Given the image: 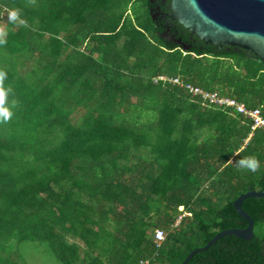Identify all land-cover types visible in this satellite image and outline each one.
Masks as SVG:
<instances>
[{
  "label": "trees",
  "instance_id": "trees-1",
  "mask_svg": "<svg viewBox=\"0 0 264 264\" xmlns=\"http://www.w3.org/2000/svg\"><path fill=\"white\" fill-rule=\"evenodd\" d=\"M171 13L170 0H0V264H28L23 243L55 264H181L248 225L233 202L264 191V131L157 79L264 109V64ZM242 208L253 237L186 264H264V198Z\"/></svg>",
  "mask_w": 264,
  "mask_h": 264
},
{
  "label": "water",
  "instance_id": "water-1",
  "mask_svg": "<svg viewBox=\"0 0 264 264\" xmlns=\"http://www.w3.org/2000/svg\"><path fill=\"white\" fill-rule=\"evenodd\" d=\"M171 19L199 39L216 45L244 49L264 64V0H170ZM250 197L264 198V191H248L233 202L237 213L248 225L218 232L204 247L191 251L181 264H186L225 235L250 240L254 220L244 211L242 203Z\"/></svg>",
  "mask_w": 264,
  "mask_h": 264
},
{
  "label": "built area",
  "instance_id": "built-area-1",
  "mask_svg": "<svg viewBox=\"0 0 264 264\" xmlns=\"http://www.w3.org/2000/svg\"><path fill=\"white\" fill-rule=\"evenodd\" d=\"M157 80L168 81L172 84L183 87L191 96L198 97L201 101L208 105H213L224 110H231L239 113L251 121V130L262 129L264 131V109L263 108H246L242 103L234 98L220 95L217 92H208L190 83H182L178 78H169L161 75ZM252 133H250V136ZM165 237L163 230H155L154 240L160 243Z\"/></svg>",
  "mask_w": 264,
  "mask_h": 264
},
{
  "label": "rangeland",
  "instance_id": "rangeland-1",
  "mask_svg": "<svg viewBox=\"0 0 264 264\" xmlns=\"http://www.w3.org/2000/svg\"><path fill=\"white\" fill-rule=\"evenodd\" d=\"M3 31L0 30V35ZM22 255L28 264H55L50 253H47L43 245L23 243L20 245Z\"/></svg>",
  "mask_w": 264,
  "mask_h": 264
},
{
  "label": "flooded vegetation",
  "instance_id": "flooded-vegetation-1",
  "mask_svg": "<svg viewBox=\"0 0 264 264\" xmlns=\"http://www.w3.org/2000/svg\"><path fill=\"white\" fill-rule=\"evenodd\" d=\"M166 1V0H165ZM171 16V15H170Z\"/></svg>",
  "mask_w": 264,
  "mask_h": 264
}]
</instances>
